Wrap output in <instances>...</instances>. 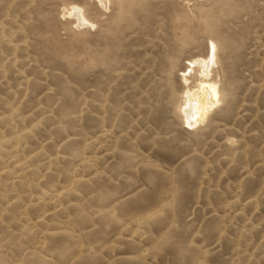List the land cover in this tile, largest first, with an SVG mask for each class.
<instances>
[{"label": "rangeland", "instance_id": "rangeland-1", "mask_svg": "<svg viewBox=\"0 0 264 264\" xmlns=\"http://www.w3.org/2000/svg\"><path fill=\"white\" fill-rule=\"evenodd\" d=\"M105 1L0 0V264H264V0Z\"/></svg>", "mask_w": 264, "mask_h": 264}, {"label": "bare ground", "instance_id": "bare-ground-1", "mask_svg": "<svg viewBox=\"0 0 264 264\" xmlns=\"http://www.w3.org/2000/svg\"><path fill=\"white\" fill-rule=\"evenodd\" d=\"M100 2L102 5L107 6V1L100 0ZM69 14H71V16L72 14L74 16H77L78 24H89L88 20L84 17L79 7L73 6L72 11ZM212 49H215L214 44L212 46ZM211 56H213V54ZM212 59L214 60V57ZM212 59L207 61L205 59L197 58L194 61L190 62L192 63V65L198 66L202 69L199 74L200 80L198 83V87L194 90L188 89L186 91V101L181 110L185 117L186 124L190 127L196 126L199 122L204 121L206 114L209 112L211 107L213 108V106L218 104V86L210 82L209 69L211 64L213 63ZM188 71L190 72V70ZM183 74H186V72H184ZM183 77L184 81L188 83V76L184 75Z\"/></svg>", "mask_w": 264, "mask_h": 264}]
</instances>
